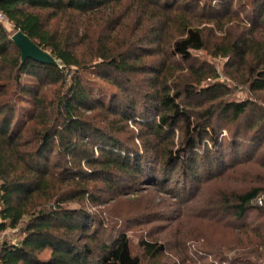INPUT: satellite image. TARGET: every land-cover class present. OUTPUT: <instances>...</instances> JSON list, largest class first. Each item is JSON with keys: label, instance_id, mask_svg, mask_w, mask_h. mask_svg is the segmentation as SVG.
<instances>
[{"label": "trees", "instance_id": "trees-1", "mask_svg": "<svg viewBox=\"0 0 264 264\" xmlns=\"http://www.w3.org/2000/svg\"><path fill=\"white\" fill-rule=\"evenodd\" d=\"M232 5L0 0L13 25L10 30L0 23V231L21 234L17 242L2 239L0 264H178L171 253L187 254L180 256L182 264L197 263L187 260L186 246L158 238L140 242L145 258L134 255L127 234L111 231L113 218L98 208L149 185L168 184L175 174L185 185L198 183L201 169L221 173L251 161L264 145V110L250 99H226L225 84L207 83L219 78L216 70L191 63L193 51L209 48L230 64L238 61L243 74L231 76L237 83L264 91V0L253 1L249 26L241 24L237 38L231 31L211 36L215 26L231 24L225 18ZM55 21L62 28L54 29ZM18 30L57 64L22 62L11 39ZM85 41L89 57L76 48ZM89 70L117 89L108 101L86 82ZM141 74L147 75L142 81ZM246 116L245 131L255 128L253 137L241 143L238 127L224 142V127L238 126ZM263 193L258 186L222 194L206 211L211 220L233 215L235 229H248L247 215L264 210L256 203ZM46 249L50 256L44 260ZM256 252L255 261L242 252L216 261L259 264Z\"/></svg>", "mask_w": 264, "mask_h": 264}, {"label": "rangeland", "instance_id": "rangeland-1", "mask_svg": "<svg viewBox=\"0 0 264 264\" xmlns=\"http://www.w3.org/2000/svg\"><path fill=\"white\" fill-rule=\"evenodd\" d=\"M230 1H233V7L225 19L226 21L230 19L229 23L231 24L225 25L223 29L215 26L214 31H210L211 36L225 35L231 31V37L237 38L242 31L243 25L241 24L244 23L249 26V14L253 9L254 0ZM197 20L205 21L203 18ZM52 26L54 29H57L56 27L62 28L61 25L56 24V21L52 23ZM210 27L213 26L208 24L207 28ZM8 28L12 29V27ZM262 28L264 26H260V29ZM131 30V26H129L124 36L129 34ZM209 38L212 40V37ZM89 47L88 41H85L77 45L76 48L85 51L84 54L89 57L90 55L87 53ZM192 54L194 57L192 64H202L216 70L219 78L212 81L208 80L207 83L218 81L225 84L228 87L226 99L236 101L250 99L264 110V91L253 93L248 85L237 83L238 81L231 77L243 74L240 66H238V61L230 64L228 58L215 56L209 48L193 51ZM141 75L138 79L140 81L147 76ZM84 77L86 82H89L96 91L98 89L101 95L106 96L105 101L109 100L111 91L116 92L117 90L106 82H102L92 70L87 71ZM145 86H147V81ZM131 90L135 91V89ZM246 119L247 116L242 118L238 126L236 123L227 124L221 135L223 141L227 143L232 140L238 127L241 129V143H244L243 140L253 137L256 129L245 131ZM242 134H246L248 137L245 138ZM262 148L254 158L250 159L251 161L236 163L235 166L221 173L218 169L213 171H208L206 168L201 169L202 180L198 183L188 181L185 185L184 181H179L180 178L175 174L168 184L149 185L137 195H127L117 200L108 199L109 202L105 206L99 207L98 211L106 217L113 218L115 228L112 227L110 230L125 232L129 237L132 253L143 258H145V254L140 242L143 239L158 238L164 242H170L171 246H176L177 243L181 245V248L186 246L185 251L189 253L187 260L197 259L196 264H200V262L218 264L216 258L221 256L236 257L240 254L239 252L251 255L250 259L255 261V256L251 254L255 250H257L256 255L261 254L262 256L259 264H264V210H253L247 215L245 222L251 226L248 229H235L231 223L234 218L233 215L225 221L211 220L210 212L207 213L206 211L222 194H240L258 186L264 188V145ZM226 150L229 151V147H226ZM175 188L181 189L182 193L176 195L171 192ZM262 197L263 202L259 205L264 208V193ZM183 199L189 200L181 202ZM91 209L94 211V208L91 207ZM204 214H207V217ZM5 238L16 242L21 238L20 231L8 229L2 232V239ZM171 255L174 258H171L173 261L176 260L178 264H182L180 256L185 257L187 254L178 256L171 253ZM49 256L50 249H46L41 254V258L44 260H47Z\"/></svg>", "mask_w": 264, "mask_h": 264}, {"label": "water", "instance_id": "water-1", "mask_svg": "<svg viewBox=\"0 0 264 264\" xmlns=\"http://www.w3.org/2000/svg\"><path fill=\"white\" fill-rule=\"evenodd\" d=\"M11 39L20 49L22 62H25L27 59H32L40 63L57 64V61L52 57L50 52L33 42L30 37L22 31L18 30L14 32Z\"/></svg>", "mask_w": 264, "mask_h": 264}, {"label": "built area", "instance_id": "built-area-1", "mask_svg": "<svg viewBox=\"0 0 264 264\" xmlns=\"http://www.w3.org/2000/svg\"><path fill=\"white\" fill-rule=\"evenodd\" d=\"M0 23L3 24L4 26H6L7 28L13 26L12 23L10 22L9 18L6 16V14L1 9V7H0ZM1 193H2V191H1V187H0V195H1ZM262 202H263V197L262 196H259L256 199V203L261 204ZM1 223H2V217L0 215V224ZM1 241H2V232L0 231V242Z\"/></svg>", "mask_w": 264, "mask_h": 264}]
</instances>
